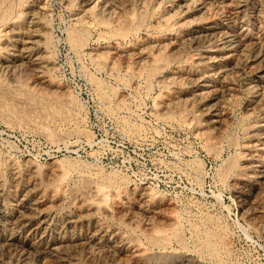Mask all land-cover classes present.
<instances>
[{
  "label": "rangeland",
  "instance_id": "rangeland-1",
  "mask_svg": "<svg viewBox=\"0 0 264 264\" xmlns=\"http://www.w3.org/2000/svg\"><path fill=\"white\" fill-rule=\"evenodd\" d=\"M9 62L46 105L0 104V264H264V0H0Z\"/></svg>",
  "mask_w": 264,
  "mask_h": 264
},
{
  "label": "bare ground",
  "instance_id": "bare-ground-1",
  "mask_svg": "<svg viewBox=\"0 0 264 264\" xmlns=\"http://www.w3.org/2000/svg\"><path fill=\"white\" fill-rule=\"evenodd\" d=\"M142 2V1H141ZM126 3V2H125ZM151 4V3H150ZM154 6V5H153ZM90 7V6H89ZM178 7V6H177ZM143 10V9H142ZM210 10V9H209ZM45 12H46V10H45ZM101 12V11H100ZM117 12V11H116ZM132 12V11H131ZM3 13V12H2ZM91 13V12H90ZM210 13V12H209ZM32 15V14H31ZM38 15V14H37ZM109 15V14H108ZM123 15V14H122ZM98 16H99V14H98ZM106 16V15H105ZM113 17V16H112ZM108 18V17H107ZM168 18H170V17H168ZM180 19V18H179ZM40 20V19H39ZM114 20V19H113ZM130 20V19H129ZM126 21V20H125ZM133 21V20H132ZM146 21V20H145ZM139 22V21H138ZM144 22V21H143ZM106 24V23H105ZM119 24V23H118ZM130 24V23H129ZM174 25V24H173ZM75 26V25H74ZM126 26H128L127 24H126ZM79 28V27H78ZM139 28V27H138ZM172 28V27H171ZM126 30V29H125ZM121 31H122V29H121ZM122 34V33H121ZM83 35V34H82ZM24 39V38H23ZM39 39V38H38ZM31 41V40H30ZM43 41V40H42ZM35 42V41H34ZM136 42V41H135ZM219 43V42H218ZM86 45V44H85ZM6 46V45H5ZM18 46V45H17ZM147 46V45H146ZM28 47V46H27ZM189 47V46H188ZM205 47V46H204ZM218 47V46H217ZM4 48V47H3ZM95 51V50H94ZM224 51V50H223ZM159 52V51H158ZM19 53V52H18ZM26 53V52H25ZM132 55V54H131ZM9 58V57H8ZM97 59V58H96ZM143 60V59H142ZM144 61V60H143ZM101 62H102V60H101ZM114 62V61H113ZM10 63V62H9ZM13 63V62H12ZM12 63H10V64H12ZM7 64V63H6ZM28 64V63H27ZM10 66H12V65H10ZM31 67V66H30ZM33 67V66H32ZM49 67V66H48ZM139 67V66H138ZM143 67V66H142ZM165 67V66H164ZM37 68V67H36ZM52 68V67H51ZM126 68V67H125ZM17 69V64L16 63H13V67H12V72H9V73H12L11 74V77H12V80L10 79L9 81L10 82H5L4 84H0V104L3 106V107H6L8 110H11V109H13V110H15L14 108L16 107V105H18V103H19V101H21V100H23L22 99V97H20L19 95H18V93H20L21 95H23L24 97L26 96V97H28L29 98V100L31 99V100H33L34 102H36V103H39L40 104V106H43V107H45V105H46V102H43V101H40V97H38L37 99H39L38 101L34 98V96L32 95V94H30L29 92H27V90H25L26 88H24L25 86V84L23 83V80H21L19 77H17L18 75H17V72H15V70ZM38 69H40V68H38ZM38 69H34L35 71H36V75H38V77H40V76H43V73H42V71L41 70H38ZM43 70V69H42ZM161 70V69H160ZM17 71V70H16ZM34 71V72H35ZM155 72V71H154ZM137 75V74H136ZM3 76V75H2ZM184 77V76H183ZM10 78V77H9ZM8 78V79H9ZM132 78V77H131ZM150 81V80H149ZM27 83V82H26ZM150 83V82H149ZM157 83V82H156ZM148 84V83H147ZM173 85V84H172ZM203 85V84H202ZM170 86V85H169ZM44 87V86H43ZM118 87V86H117ZM31 89V88H30ZM180 89V88H179ZM54 90V89H53ZM177 90V89H176ZM41 91V90H40ZM35 92V91H34ZM123 96V95H122ZM193 96V95H192ZM215 96V95H214ZM186 97V96H185ZM18 98H20V99H18ZM28 98H26V99H28ZM200 98V97H199ZM142 99V98H141ZM19 100V101H18ZM177 100V99H176ZM25 101H27V100H25ZM32 101V102H33ZM46 101V100H45ZM186 101H187V99H186ZM191 101V100H190ZM22 102V101H21ZM21 102H20V105H21ZM24 102V101H23ZM22 102V104H24ZM159 102V101H158ZM184 102V101H183ZM17 103V104H16ZM25 103H27V102H25ZM49 103H51L52 104V101L51 102H49ZM168 103V102H167ZM188 103V102H187ZM16 104V105H15ZM49 105V106H52V105ZM33 105V104H32ZM167 105V104H166ZM178 105V104H177ZM224 105V104H223ZM31 106V105H30ZM39 106V107H40ZM184 106V105H183ZM212 106V105H211ZM231 106V105H230ZM18 107V106H17ZM24 107H25V105H24ZM24 107L22 108V112H23V115L24 116H28L30 113H32L33 111L32 110H34V105L31 107V108H28V109H24ZM29 107V106H28ZM42 107V108H43ZM155 107V106H154ZM26 108H27V106H26ZM49 108H51V107H49ZM48 108V109H49ZM211 108H213V107H211ZM5 109V108H4ZM39 109V108H38ZM173 109V108H172ZM19 110V109H18ZM53 110V109H52ZM58 110V109H57ZM184 110V109H183ZM197 110V109H196ZM201 110H203V109H201ZM145 111V110H144ZM211 111V110H210ZM3 112H5V111H3ZM11 112H12V110H11ZM10 112V113H11ZM53 112V111H52ZM55 112V111H54ZM173 112V111H172ZM176 112V111H175ZM174 112V113H175ZM191 112V111H190ZM208 112V111H207ZM215 112V111H214ZM39 113V112H38ZM37 113V114H38ZM42 113V112H41ZM162 113V112H161ZM218 113V112H217ZM8 114V113H7ZM35 114V113H34ZM40 114V113H39ZM46 114V113H45ZM73 114V113H72ZM180 114V113H179ZM207 114V113H206ZM208 114H209V112H208ZM207 114V115H208ZM213 114V113H212ZM42 115V114H41ZM12 116V115H11ZM59 116V115H58ZM206 116V115H205ZM208 116H210V115H208ZM218 116V115H217ZM166 117V116H165ZM5 118V117H4ZM16 118V117H15ZM33 118V117H32ZM180 118V117H179ZM178 118V119H179ZM196 118V117H195ZM170 119V118H169ZM175 119V118H174ZM198 119H200L199 117H198ZM197 119V120H198ZM221 120H222V118H221ZM202 121H204V120H202ZM213 121V120H212ZM216 121V120H215ZM227 121V120H226ZM137 122V121H136ZM199 122H200V120H199ZM217 122V121H216ZM219 122V121H218ZM21 123V122H20ZM27 123V122H26ZM220 123V122H219ZM195 124V123H194ZM253 124V123H252ZM196 125V124H195ZM217 125V124H216ZM225 125V124H224ZM30 126V125H29ZM226 126V125H225ZM38 127V126H37ZM20 128V127H19ZM43 129V128H42ZM41 130V129H40ZM45 131H46V128H45ZM56 133V132H55ZM64 133V132H63ZM57 137V136H56ZM62 137V136H61ZM86 138V137H85ZM58 141H59V139H58ZM256 142V141H255ZM209 144V143H208ZM231 145H232V143H231ZM209 146V145H208ZM215 152V151H214ZM217 153V152H216ZM78 155V154H77ZM70 161V160H69ZM76 161V160H75ZM51 162V161H50ZM53 162V161H52ZM230 162V161H229ZM54 163V162H53ZM70 163V162H69ZM250 163V162H249ZM264 163V162H263ZM74 164V163H73ZM52 165V164H51ZM259 165H261V164H259ZM28 166V165H27ZM40 166V165H39ZM73 166V165H72ZM258 166V165H257ZM68 167V166H67ZM92 167H94V166H92ZM239 167H240V165H239ZM254 167V166H253ZM69 168V167H68ZM78 168V167H77ZM258 168V167H257ZM264 168V167H263ZM262 168V169H263ZM32 169H34V167H32ZM55 169V168H54ZM53 169V170H54ZM61 169V168H60ZM226 169V168H225ZM256 169V168H255ZM261 169V168H260ZM30 170V169H29ZM52 170V169H51ZM52 170V171H53ZM58 170H59V166H58ZM56 171V172H53L54 174H49V175H52L53 177L52 178H50L49 179V175L47 176V178H48V180H50L49 182L51 183V184H49L48 185V183L47 184H45L46 185V191H48L47 190V188L48 189H52L53 191H52V193H55L57 190H55V192H54V189H53V187L55 186V184H59L60 182H62V179L64 178V176H66V171H62V169L60 170V171ZM90 170V169H89ZM253 170V169H252ZM257 170H259V169H257ZM23 171V170H22ZM28 171V170H27ZM26 171V172H27ZM201 171V170H200ZM240 171H242V170H240ZM239 171V172H240ZM256 171V170H255ZM264 171V170H263ZM36 172H38L37 171V169H36ZM68 172H70V171H68ZM226 172V171H225ZM254 172V171H253ZM257 172V171H256ZM259 172V171H258ZM262 172V171H261ZM31 173V172H30ZM35 173V172H34ZM104 173V172H103ZM230 173V172H229ZM250 173V172H249ZM252 173V172H251ZM33 174V173H32ZM92 174V173H91ZM246 174V173H245ZM255 174V173H254ZM262 174V173H261ZM37 175H38V173H37ZM40 175V174H39ZM89 175V174H88ZM239 175V174H238ZM15 176V175H14ZM87 176V175H86ZM257 176H258V174H257ZM40 177V176H39ZM51 177V176H50ZM91 177V176H90ZM197 177V176H196ZM246 177H248V175L246 176ZM68 178V177H67ZM81 178V177H80ZM93 178V177H92ZM106 178V177H105ZM255 178V177H254ZM261 178V177H260ZM264 178V177H263ZM262 178V179H263ZM35 179V178H34ZM251 179V178H250ZM31 180V179H30ZM33 180V179H32ZM31 180V181H32ZM39 181L41 180V179H38ZM42 180L43 181H45V179H43L42 178ZM42 180H41V182H42ZM78 180H80V179H78ZM103 180V179H102ZM247 180V179H246ZM260 180V179H259ZM29 181V180H28ZM30 181V182H31ZM35 181H36V179H35ZM72 181V180H71ZM235 181V180H234ZM261 181V180H260ZM63 183V182H62ZM99 182H97V184H96V182H95V184H90L89 186H88V184L87 183H83L80 187H78V188H76L75 190H72L73 191V193H72V191H71V193L74 195V196H71V199H77V198H79V199H81V203H84V204H86V206H88V207H95L96 209H98L99 211V213H100V211H102V210H105V208H107V203L104 205L102 202L104 201V198H105V194H106V196H107V194L109 193H105V184L104 183H102V184H98ZM18 184V183H17ZM29 184V183H28ZM37 184H40V183H37ZM236 184V183H235ZM263 184V183H262ZM26 185V184H25ZM33 185H34V182H33ZM41 185V184H40ZM44 185V186H45ZM60 185V184H59ZM242 185V184H241ZM42 186H43V184H42ZM43 186V187H44ZM116 186V185H115ZM246 186V185H245ZM252 186V185H251ZM27 187V186H26ZM33 187H35V186H32L31 188H33ZM41 186H39V188H40ZM107 187V186H106ZM254 187V186H253ZM30 188V187H29ZM30 188V189H31ZM36 189H37V186L35 187ZM66 188V187H65ZM119 188V187H118ZM145 188V187H144ZM242 188V187H241ZM29 189V190H30ZM133 189V188H132ZM260 189V188H259ZM32 190V189H31ZM30 190V191H31ZM38 190V189H37ZM41 190V189H40ZM44 190V189H43ZM108 190V189H107ZM115 190V189H114ZM130 190V189H129ZM254 190V189H253ZM64 191V190H63ZM143 191V190H142ZM247 191V190H246ZM250 191V190H249ZM248 191V192H249ZM256 191V190H255ZM33 192H35L34 190H32V192L31 193H33ZM140 192V191H139ZM27 193V192H26ZM29 193V192H28ZM63 193V192H62ZM113 193V192H112ZM247 193V192H246ZM257 193H259V192H257ZM256 193V194H257ZM23 194V193H22ZM34 194V193H33ZM56 194V196H57V192L55 193ZM54 194V195H55ZM66 194V193H65ZM146 194V193H145ZM249 194V193H248ZM255 194V195H256ZM24 195H25V193H24ZM24 195H23V197H24ZM53 195V194H52ZM53 195V199H54V196ZM110 195V194H109ZM115 195V194H114ZM124 195V194H123ZM149 195H151V193L149 194ZM243 195V194H242ZM247 195V194H246ZM31 196V195H30ZM70 196V195H69ZM260 196V195H259ZM22 197V198H23ZM32 197V196H31ZM36 197V196H35ZM40 194H39V200H40ZM59 197H61V195L59 196ZM64 197V196H63ZM67 197V196H66ZM65 197V198H66ZM73 197V198H72ZM114 197V196H113ZM149 197V196H148ZM21 198V199H22ZM27 198V197H26ZM55 198H57V197H55ZM109 198V197H108ZM107 198V199H108ZM118 198V197H117ZM251 198V197H250ZM256 198V197H255ZM255 198H254V202H255ZM259 198V197H258ZM17 199V198H16ZM51 199V198H50ZM246 199V198H245ZM262 199V198H261ZM33 200V199H32ZM41 200H42V198H41ZM57 200H59V199H57ZM65 199H63L62 200V202L64 201ZM242 200V199H241ZM247 200V199H246ZM250 200V199H249ZM21 201V200H20ZM22 201H23V199H22ZM36 201V200H35ZM55 201V200H54ZM257 201V200H256ZM261 201V200H260ZM27 202V201H26ZM37 202H39V201H37ZM52 202V201H51ZM61 202V203H62ZM146 202V201H145ZM21 203V202H20ZM24 203V202H23ZM28 203V202H27ZM75 203V202H74ZM247 203V202H246ZM249 203V202H248ZM252 203V202H251ZM256 203V202H255ZM12 204V203H11ZM25 204V203H24ZM35 204V203H34ZM56 204V203H55ZM58 204V203H57ZM56 204V205H57ZM59 204H60V201H59ZM68 204V203H67ZM84 204H82L83 206H84ZM144 204V203H143ZM16 205V204H15ZM37 205V204H36ZM54 205V204H53ZM81 205V204H80ZM116 205V204H115ZM147 205V204H146ZM153 205V204H152ZM259 205V204H258ZM17 206H19V204L17 205ZM16 206V207H17ZM22 206V205H21ZM28 206V205H27ZM35 206V205H34ZM41 206V205H40ZM74 206V205H73ZM85 206V207H86ZM252 206V205H251ZM253 206H255V204L253 205ZM20 207V206H19ZM38 207V206H37ZM48 207H51V205L50 206H48ZM56 207V206H55ZM62 207V206H61ZM79 207V206H78ZM82 207V206H81ZM109 207V206H108ZM140 207V206H139ZM32 208V207H31ZM41 208V207H40ZM43 208V207H42ZM110 209H111V207H109ZM27 209V208H26ZM36 209V208H35ZM46 209V208H45ZM45 209H44V211H45ZM64 209V208H63ZM74 209V208H73ZM20 209H18V211H19ZM22 210H24V208L22 209ZM48 210V209H47ZM70 210V209H69ZM27 211V210H26ZM38 211V210H37ZM110 211V210H109ZM33 212V211H32ZM35 212V211H34ZM33 212V213H34ZM40 213H41V210L39 211ZM38 212V213H39ZM87 212V211H86ZM85 212V213H86ZM94 212H95V210H94ZM97 212V213H98ZM106 212V211H105ZM112 212V211H111ZM113 212H114V210H113ZM38 213H36V214H38ZM50 213V212H49ZM93 213V212H92ZM109 213V212H108ZM108 213H107V215H108ZM123 213V212H122ZM179 213V212H178ZM21 214V213H20ZM30 214V213H29ZM32 214V213H31ZM45 214V213H44ZM81 214V213H80ZM87 214H89V213H87ZM94 214V213H93ZM103 214V213H102ZM27 215V214H26ZM35 215V214H34ZM106 214L104 213V216H105ZM140 215V214H139ZM17 216V215H16ZM24 216H25V214H24ZM63 216V215H62ZM78 216V215H77ZM96 216V215H95ZM100 216V215H99ZM113 216V215H112ZM135 216V215H134ZM174 216V215H173ZM5 217H7V216H5ZM19 217V216H18ZM27 217V216H26ZM38 217V216H37ZM45 217V216H44ZM65 217V216H64ZM70 217H71V215H70ZM87 217V216H86ZM109 217V216H108ZM143 217V216H142ZM175 217V216H174ZM176 217H177V215H176ZM22 218V217H21ZM25 217H23V219H24ZM32 218H33V216H32ZM41 218V217H40ZM81 218H83V217H81ZM101 218V217H100ZM123 218V217H122ZM63 219V218H62ZM144 219V218H143ZM176 219V218H175ZM212 219V218H211ZM11 220V219H10ZM18 220V219H17ZM20 220V219H19ZM18 220V221H19ZM26 220V219H25ZM29 220V219H28ZM107 220V219H106ZM126 220V219H125ZM147 220V219H146ZM179 220V219H178ZM74 221V220H73ZM90 221V220H89ZM97 221V220H96ZM102 221V220H101ZM121 221H122V219H121ZM158 221V220H157ZM11 222V221H10ZM56 222V221H55ZM99 222H100V220H99ZM161 222V221H160ZM169 222V221H168ZM178 222V221H177ZM208 222V221H207ZM29 223V222H28ZM40 223V222H39ZM122 223V222H121ZM136 223H138V222H136ZM15 224H16V222H15ZM25 224H26V222H25ZM54 224V223H53ZM104 224V223H103ZM11 225H12V223H11ZM10 225V226H11ZM18 225V224H17ZM16 225V226H17ZM28 225V224H27ZM94 225V224H93ZM134 225V224H133ZM13 226V225H12ZM16 226H14V228L16 227ZM111 226V225H110ZM21 227V226H20ZM29 227V226H28ZM80 227V226H79ZM107 227V226H106ZM133 227V226H132ZM179 227V226H178ZM12 228V227H11ZM17 228V227H16ZM147 228H148V226H147ZM152 228V227H151ZM24 229V228H23ZM31 229V228H30ZM34 229V228H33ZM140 229V228H139ZM144 229V228H143ZM171 229V228H170ZM211 229V228H210ZM21 230V229H20ZM65 230V229H64ZM207 230V229H206ZM13 232V231H12ZM16 231H14L13 233H15ZM95 232H96V230H95ZM156 232V231H155ZM199 232V231H198ZM10 233V232H9ZM12 233V234H13ZM42 233V232H41ZM65 233V232H64ZM24 234V233H23ZM40 234V233H39ZM43 234V233H42ZM127 234V233H126ZM142 234V233H141ZM144 234V233H143ZM31 235V234H30ZM45 235V234H44ZM169 235V234H168ZM181 235V234H180ZM203 235V234H202ZM12 236V235H11ZM20 236V235H19ZM32 236H33V234H32ZM31 236V237H32ZM148 236V235H147ZM161 236V235H160ZM167 236V235H166ZM208 236H209V234H208ZM24 237H26V236H24ZM37 237V236H36ZM35 237V238H36ZM42 237V236H41ZM80 237V236H79ZM132 237V236H131ZM130 237V238H131ZM176 237V236H175ZM207 237V236H206ZM28 238V237H27ZM30 238V237H29ZM108 238V237H107ZM121 238V237H120ZM195 238V237H194ZM16 239V238H15ZM42 239V238H41ZM97 239V238H96ZM111 239V238H110ZM170 239V238H169ZM175 239V238H174ZM197 239H199V238H197ZM31 240V239H30ZM76 240V239H75ZM105 240V239H104ZM119 240V239H118ZM12 241V240H11ZM14 241V240H13ZM21 241V240H20ZM24 241V240H23ZM92 241H93V239H92ZM4 242V241H3ZM5 242L6 243H8L6 240H5ZM16 242V241H15ZM32 242V241H31ZM44 242V241H43ZM42 242V243H43ZM49 242V241H48ZM97 242V241H96ZM108 242V241H107ZM121 242V241H120ZM17 243H19V242H17ZM22 243V242H21ZM41 243V242H40ZM77 243V242H76ZM91 243V242H90ZM125 243V242H124ZM142 243V242H141ZM144 243V242H143ZM177 243V242H176ZM198 243V242H197ZM208 243V242H207ZM28 244V243H27ZM58 244V243H57ZM89 244V243H88ZM114 244H116V243H114ZM136 244V243H135ZM169 244V243H168ZM205 244V243H204ZM3 245V244H2ZM13 245V244H12ZM49 245V244H48ZM67 245V244H66ZM113 245V244H112ZM117 246L119 245V242H118V244H116ZM16 246V245H15ZM27 246H29V244L27 245ZM32 246V245H31ZM38 246V245H37ZM36 246V247H37ZM57 246H59V245H56L55 246V249H56V247ZM62 246V244H60V247ZM81 246V245H80ZM114 246V245H113ZM112 246V247H113ZM116 246V247H117ZM22 247V246H21ZM21 247H19V248H21ZM33 247V246H32ZM36 247H35V249H36ZM47 247V246H46ZM60 247H57V248H60ZM67 247V246H66ZM89 247V246H88ZM94 247V246H93ZM109 247V246H108ZM141 247H142V245H141ZM18 248V247H17ZM25 247L23 246V249H24ZM41 248V247H40ZM50 248V247H49ZM49 248L47 249V250H49ZM52 248V247H51ZM75 248V247H74ZM73 248V249H74ZM125 248H126V246H125ZM124 248V249H125ZM215 248V247H214ZM27 249V248H26ZM29 249H32V248H29ZM38 249V248H37ZM62 249V248H61ZM114 249V248H113ZM134 249V248H133ZM211 249V248H210ZM40 250V249H39ZM39 250H38V252H39ZM42 250V249H41ZM45 250V249H44ZM56 250H60V249H56ZM63 250V249H62ZM64 250H67V249H64ZM108 250V249H107ZM143 250V249H142ZM6 251H8V249L6 250ZM13 251H14V249H13ZM19 251V250H18ZM26 251V250H25ZM34 251V250H33ZM43 251V250H42ZM50 251H52V250H50ZM212 251V250H211ZM215 251V250H214ZM28 252H30V251H28ZM37 252V253H38ZM44 252V251H43ZM62 252V251H61ZM65 252V251H64ZM63 252V253H64ZM68 252V251H67ZM114 252H115V250H114ZM220 252V251H219ZM5 253V252H4ZM20 253V252H19ZM51 253V252H50ZM55 253L57 254V252L55 251ZM58 253L60 254V252L58 251ZM62 253V254H63ZM26 254V253H25ZM31 254H33L32 252H31ZM54 254V253H53ZM66 254V253H65ZM6 255V254H5ZM212 255V254H211ZM214 255V254H213ZM224 255V254H223ZM2 256V255H1ZM66 256V255H65ZM3 257V256H2ZM15 257V256H14ZM62 257H64V255L62 256ZM218 257V256H217ZM131 258V257H130ZM8 259V258H7ZM19 259V258H18ZM56 259V258H55ZM2 260V259H1ZM27 261V260H26Z\"/></svg>",
  "mask_w": 264,
  "mask_h": 264
}]
</instances>
